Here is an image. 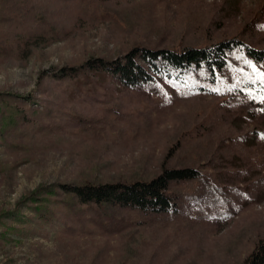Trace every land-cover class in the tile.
<instances>
[{"label": "rangeland", "instance_id": "374dc122", "mask_svg": "<svg viewBox=\"0 0 264 264\" xmlns=\"http://www.w3.org/2000/svg\"><path fill=\"white\" fill-rule=\"evenodd\" d=\"M22 2L20 7L29 13H0V264L241 260L264 235V196L216 228L180 219L153 222L130 236L75 224V198L57 187L61 182L148 178L159 172L170 152L168 165L191 163L186 152L200 141L197 133L186 129L197 120L199 109L215 106L225 125L241 122L242 130L251 135L263 127V104H222V98L216 102L210 94L166 98L155 87L124 88L112 77L59 79L53 73L91 56L111 57L136 42L167 45L186 33L190 40L196 37L193 28L205 27L214 17L226 18L214 36L226 29L234 32L264 12L263 0ZM32 14L38 15L39 27H33ZM25 27L30 31L21 37L17 32ZM179 137L181 147L172 149ZM256 143L259 148L252 152L260 156L264 144ZM199 165L222 182L213 164L203 160ZM35 189L37 197L20 202Z\"/></svg>", "mask_w": 264, "mask_h": 264}, {"label": "trees", "instance_id": "16d2710c", "mask_svg": "<svg viewBox=\"0 0 264 264\" xmlns=\"http://www.w3.org/2000/svg\"><path fill=\"white\" fill-rule=\"evenodd\" d=\"M2 3L0 13H12V17L13 13H29L20 7L22 0ZM254 16L239 30L229 33L226 29L215 36L213 32L222 27L226 18H210L205 27L193 28L196 37L190 40L186 33V37L183 35L167 45L136 42L111 57L91 56L78 65L63 66L53 77L74 79L78 75H91L105 80L112 77L124 88L155 87L166 98L210 94L216 102L222 98V104L246 100L263 104V109L264 12ZM31 17L35 19L33 27H39L38 15ZM226 17L230 18L231 14ZM6 18L11 21L10 17ZM44 24L42 27H48L49 32L54 31L52 25ZM21 30L17 32L21 37L30 31L27 27ZM196 118L186 129L197 133L200 141V145L186 152L194 160L191 163L168 165L170 152L159 172L148 178L61 182L57 188L75 198L73 222L130 236L153 222L162 224L180 219L191 225L216 228L262 198L264 153L260 157L252 149L259 148L256 142L264 144V122L262 128L256 127L250 135L242 130L241 122L225 125L222 121L226 119L215 106L210 110L199 109ZM25 119L32 120L27 116ZM225 138L231 141L230 145L225 143ZM174 147H181L180 137L171 144ZM203 160L214 165L222 182L201 169L199 163ZM37 194V189L32 190L20 202L32 200ZM236 264H264V235L257 237L251 250Z\"/></svg>", "mask_w": 264, "mask_h": 264}]
</instances>
